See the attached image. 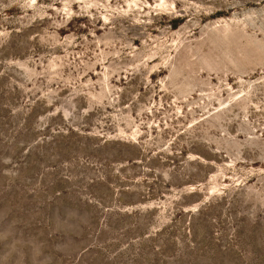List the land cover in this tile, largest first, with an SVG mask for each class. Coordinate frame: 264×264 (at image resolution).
Here are the masks:
<instances>
[{"label":"rangeland","instance_id":"1","mask_svg":"<svg viewBox=\"0 0 264 264\" xmlns=\"http://www.w3.org/2000/svg\"><path fill=\"white\" fill-rule=\"evenodd\" d=\"M0 264H264V0H0Z\"/></svg>","mask_w":264,"mask_h":264}]
</instances>
